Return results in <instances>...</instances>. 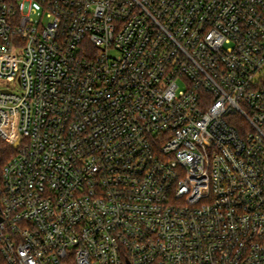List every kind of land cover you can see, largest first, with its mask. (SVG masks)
<instances>
[{
    "label": "built area",
    "instance_id": "2783aa9c",
    "mask_svg": "<svg viewBox=\"0 0 264 264\" xmlns=\"http://www.w3.org/2000/svg\"><path fill=\"white\" fill-rule=\"evenodd\" d=\"M0 139L8 264H264V0H0Z\"/></svg>",
    "mask_w": 264,
    "mask_h": 264
},
{
    "label": "trees",
    "instance_id": "16d2710c",
    "mask_svg": "<svg viewBox=\"0 0 264 264\" xmlns=\"http://www.w3.org/2000/svg\"><path fill=\"white\" fill-rule=\"evenodd\" d=\"M14 155H15V151L11 148V146L5 141L0 139V183H1V175L3 168ZM0 264H8L4 255L2 254L1 245H0Z\"/></svg>",
    "mask_w": 264,
    "mask_h": 264
},
{
    "label": "rangeland",
    "instance_id": "374dc122",
    "mask_svg": "<svg viewBox=\"0 0 264 264\" xmlns=\"http://www.w3.org/2000/svg\"><path fill=\"white\" fill-rule=\"evenodd\" d=\"M37 9L39 10V8H37ZM41 14H42V10L40 9L39 10V15L36 18H39L41 16Z\"/></svg>",
    "mask_w": 264,
    "mask_h": 264
},
{
    "label": "water",
    "instance_id": "95a60500",
    "mask_svg": "<svg viewBox=\"0 0 264 264\" xmlns=\"http://www.w3.org/2000/svg\"><path fill=\"white\" fill-rule=\"evenodd\" d=\"M0 221H1V218H0Z\"/></svg>",
    "mask_w": 264,
    "mask_h": 264
}]
</instances>
